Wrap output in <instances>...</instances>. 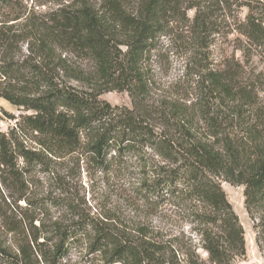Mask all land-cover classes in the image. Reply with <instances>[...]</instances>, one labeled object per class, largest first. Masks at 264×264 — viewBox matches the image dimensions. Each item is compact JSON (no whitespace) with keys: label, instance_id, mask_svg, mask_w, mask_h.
<instances>
[{"label":"trees","instance_id":"trees-1","mask_svg":"<svg viewBox=\"0 0 264 264\" xmlns=\"http://www.w3.org/2000/svg\"><path fill=\"white\" fill-rule=\"evenodd\" d=\"M22 1L0 0V98L22 109L12 116L14 125L0 131V183L11 190L0 194V264H76L77 253L79 264H242L245 230L222 183L244 186L260 243L263 75L246 71L251 48H241L242 60L224 55L216 66L212 61L213 19L229 0L187 7L195 12L185 23L187 36L178 37L189 53L184 91L194 89L197 101L157 103H150V62L184 0H101L98 9L81 0L26 19L30 28L17 35L14 23L23 15L9 14ZM240 32L251 46L264 45L256 17L249 15ZM20 37L33 41L16 57ZM63 53L93 64L72 68ZM111 91L127 92L132 106L101 98ZM66 157L78 162L79 173L84 161L103 181L121 179L120 197L141 208L146 221L129 219L107 198L98 197L93 209L73 191L71 176L57 174L51 178L56 190L37 194L43 182L36 173L56 170ZM167 220L182 221L189 231L175 232Z\"/></svg>","mask_w":264,"mask_h":264},{"label":"rangeland","instance_id":"rangeland-1","mask_svg":"<svg viewBox=\"0 0 264 264\" xmlns=\"http://www.w3.org/2000/svg\"><path fill=\"white\" fill-rule=\"evenodd\" d=\"M78 1V2H77ZM81 0H23L21 5L15 6L14 11H12L9 16H18L23 15V17L15 21V28L17 35L19 33L25 34V31L30 28L26 19L29 18H39L42 15H48L51 11H56L64 5L76 2L79 3ZM92 6L98 9L101 0H87ZM136 0H126L129 4H134ZM207 2L208 0H184V5L180 10L177 16L171 17L169 19L166 32L163 36L160 37L158 48L159 51L152 58L151 68L153 70V83L150 93V103L158 102L164 98L176 99L179 97H184L187 101L196 102L197 93L194 89H188L184 91V80L183 71L184 66L187 62L186 56L189 53H184L181 50L182 41L178 36L186 35L187 36V27L185 23L187 20L191 21L194 15V9H187L193 3L196 2ZM221 10L218 9L216 12L217 17L213 19L215 22V36L212 37L214 42L211 44L209 50L213 52L212 61L214 65L219 64L220 59L224 56H235L236 59L242 60V50L241 48L252 49V56L250 58V66L247 67L246 71L249 73L252 72H261L263 75V81H260V93H259V103L264 105V45L260 47H255L249 43L246 37L241 34L240 30L244 29L246 26V20L249 15L256 17L257 21L261 22V25L264 27V0H229L227 4L221 5ZM8 14V11H6ZM3 17V16H2ZM42 18V17H41ZM188 41L189 37H185ZM32 42V38L24 39L22 37L18 38L16 43L17 49H15L16 57L24 56L27 54L28 43ZM190 53L193 50L189 51ZM63 57L69 59V65L72 68H84L88 70L92 66V61L86 60L83 57L74 56L69 53H63ZM206 64L205 62L203 63ZM60 75H63V72H60ZM61 78L65 79L64 76ZM70 83L74 86L80 87V83L71 80ZM188 94V97H187ZM102 99L107 100L112 105H120L131 107L132 102L129 94L127 92H117L111 91L103 94ZM189 98V99H187ZM220 107V106H219ZM1 108L3 114L0 117V131L7 132L9 128L14 125L15 118L12 116H18L22 113V109H19L17 106L9 103L8 101L1 100ZM216 108V107H215ZM213 107V109H215ZM26 113V112H25ZM264 122V121H263ZM264 128V123H262ZM239 135L245 134L244 130H239ZM30 146L38 147L35 142H30ZM75 159H78L74 156ZM71 157H66L65 160H58L54 167L51 166L43 167L45 170H40L36 173L37 176H40L42 179V184L36 187V193L39 195L46 194L48 192L55 191L53 185L52 177L58 176H71L70 184L73 187L75 193H79V196H85V200L88 205H92L93 209L96 208L99 200H104L107 198V202L112 205H119L125 213L129 216V219H135V222L143 223L146 221V215L141 211V208L137 206H130L129 203L123 201L120 197L119 185L122 183V180L118 182L114 181V178H111L108 181L101 180L102 174L94 173L93 171L87 170V165L84 161L80 162V173L78 171V162L74 164L69 160ZM61 163V164H60ZM52 170V171H51ZM133 170V169H131ZM133 176H138L137 174ZM223 189L226 193L227 199L231 203L234 211L238 215L240 222L245 230V240H246V257L241 261L242 264H264V236L261 237L260 243L258 240V229L256 227L257 220H255L248 213L245 205V196H244V186L232 185L228 182L222 183ZM109 188V189H108ZM119 190V191H118ZM11 190L5 187L0 183V194L4 196L9 195ZM103 195V197H102ZM99 197V200H98ZM56 208L52 209V212H55ZM154 223L159 224L161 218L157 215L154 217ZM166 225L173 229L175 232L180 230L189 231V226L184 224L182 221L174 222L167 220ZM200 254L203 257H206V253L199 249ZM79 253L73 257V262L79 264Z\"/></svg>","mask_w":264,"mask_h":264},{"label":"built area","instance_id":"built-area-1","mask_svg":"<svg viewBox=\"0 0 264 264\" xmlns=\"http://www.w3.org/2000/svg\"><path fill=\"white\" fill-rule=\"evenodd\" d=\"M1 100H2V98H0V117H1V115L3 114V112H2V108H1Z\"/></svg>","mask_w":264,"mask_h":264}]
</instances>
